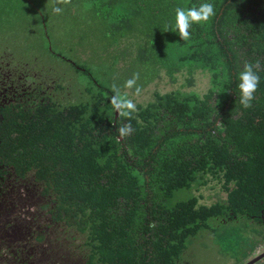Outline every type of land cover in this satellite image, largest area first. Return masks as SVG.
Wrapping results in <instances>:
<instances>
[{
    "label": "trees",
    "instance_id": "trees-1",
    "mask_svg": "<svg viewBox=\"0 0 264 264\" xmlns=\"http://www.w3.org/2000/svg\"><path fill=\"white\" fill-rule=\"evenodd\" d=\"M204 2L215 15L182 40L175 9ZM0 60L26 69L33 91L11 161L41 165L80 233L90 224L92 264H189L188 242L212 218L264 227V0H0ZM256 61L260 84L245 109L238 77ZM61 64L69 83L40 84L31 72L48 79ZM196 72L208 76L204 92L135 103L124 87L134 73L142 91L164 75L185 87ZM113 85L136 105L131 119L111 104Z\"/></svg>",
    "mask_w": 264,
    "mask_h": 264
},
{
    "label": "flooded vegetation",
    "instance_id": "flooded-vegetation-1",
    "mask_svg": "<svg viewBox=\"0 0 264 264\" xmlns=\"http://www.w3.org/2000/svg\"><path fill=\"white\" fill-rule=\"evenodd\" d=\"M24 70L0 60V264H90L93 251L82 243L55 188L39 174L41 165L11 161L19 144L16 117L33 92ZM31 72L40 84L49 81ZM263 253L250 262L264 264Z\"/></svg>",
    "mask_w": 264,
    "mask_h": 264
},
{
    "label": "rangeland",
    "instance_id": "rangeland-1",
    "mask_svg": "<svg viewBox=\"0 0 264 264\" xmlns=\"http://www.w3.org/2000/svg\"><path fill=\"white\" fill-rule=\"evenodd\" d=\"M53 63L54 60L48 58L44 60L43 66L53 69L55 67L52 65ZM60 67L67 70L53 73L50 69H47L46 73L49 74L48 85H51V82L55 79H64L68 83L71 82L72 76L68 72L70 70L67 68V65L61 64ZM75 76L77 77V75ZM179 77L180 75L178 76V82H173L164 75L147 86L140 95H134L132 99L135 103H144L151 99L155 91L165 93L182 88L183 90L204 92L208 88L209 79L205 73L196 72L192 76L191 82L186 83L185 87H183L185 81L182 77ZM200 194L201 199L205 203H210L215 199V191L212 189L207 188V190L202 191ZM210 223L212 226L211 230L200 231L197 236L189 240L188 249L185 252L186 260L184 262H188L189 264H247L264 251L263 226L254 225L243 218L228 223L212 218ZM83 224L86 230L82 231V243L87 244V249L93 250L95 245L93 241L94 233L90 230V224L85 222ZM79 227L81 228V225ZM82 243L81 245L83 246Z\"/></svg>",
    "mask_w": 264,
    "mask_h": 264
},
{
    "label": "clouds",
    "instance_id": "clouds-1",
    "mask_svg": "<svg viewBox=\"0 0 264 264\" xmlns=\"http://www.w3.org/2000/svg\"><path fill=\"white\" fill-rule=\"evenodd\" d=\"M56 13H61L62 8L55 7L53 9ZM215 15L214 5L210 2H204L198 7L192 6L190 8L177 7L175 9V28L179 32V36L182 40L190 38L189 29L193 23L206 22ZM260 68V62L255 63L246 62L243 66V70L239 73L238 88L240 91V104L243 108L249 109L252 107V101L254 100L255 92L260 84V76L258 70ZM139 79V73H134L133 76L128 79L124 87L127 89L135 88V95H140L142 89L137 86ZM114 95L110 98L111 104L120 112L121 115L131 119L132 113L136 111V105L129 99L126 93H121L116 85H113ZM119 136L124 137L131 134L133 131L131 124H123L117 129Z\"/></svg>",
    "mask_w": 264,
    "mask_h": 264
},
{
    "label": "water",
    "instance_id": "water-1",
    "mask_svg": "<svg viewBox=\"0 0 264 264\" xmlns=\"http://www.w3.org/2000/svg\"><path fill=\"white\" fill-rule=\"evenodd\" d=\"M263 255H264V253H263ZM262 258V257H261ZM254 262V261H253ZM253 262H249V263H247V264H252Z\"/></svg>",
    "mask_w": 264,
    "mask_h": 264
}]
</instances>
